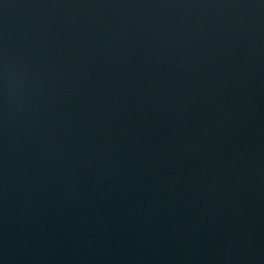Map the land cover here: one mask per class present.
Here are the masks:
<instances>
[{"label": "water", "instance_id": "obj_1", "mask_svg": "<svg viewBox=\"0 0 264 264\" xmlns=\"http://www.w3.org/2000/svg\"><path fill=\"white\" fill-rule=\"evenodd\" d=\"M19 264H264V136L120 197Z\"/></svg>", "mask_w": 264, "mask_h": 264}]
</instances>
